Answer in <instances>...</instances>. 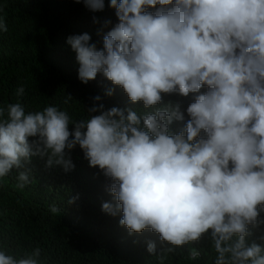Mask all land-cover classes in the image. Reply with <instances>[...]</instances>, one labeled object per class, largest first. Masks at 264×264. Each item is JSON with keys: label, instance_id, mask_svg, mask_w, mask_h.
Segmentation results:
<instances>
[{"label": "clouds", "instance_id": "clouds-1", "mask_svg": "<svg viewBox=\"0 0 264 264\" xmlns=\"http://www.w3.org/2000/svg\"><path fill=\"white\" fill-rule=\"evenodd\" d=\"M83 3L104 9V0ZM109 6L118 22L103 36L102 50L88 33L66 42L82 83L102 74L143 110H105L100 103L74 120L54 105L0 106V179L15 170L18 188L31 184L27 165L34 156L70 171V153L79 146L89 166L111 180L115 203L102 210L122 213L119 224L130 235L148 229L167 243L159 264L205 234L215 264H264V246L246 241L264 224V0H110ZM7 31L0 17V33ZM24 92L20 86L16 96ZM173 93L196 94L178 131L170 126L185 121L181 105L165 104L162 96ZM72 100L66 95L64 103ZM50 211L60 209L53 204ZM147 251L157 254L155 242H147ZM41 256L39 246L22 254L0 249V264H44ZM199 256L191 249V259Z\"/></svg>", "mask_w": 264, "mask_h": 264}, {"label": "trees", "instance_id": "trees-1", "mask_svg": "<svg viewBox=\"0 0 264 264\" xmlns=\"http://www.w3.org/2000/svg\"><path fill=\"white\" fill-rule=\"evenodd\" d=\"M109 5L110 0H104V9L94 12L83 0H0V17L8 27L0 33V106L19 100L26 111H40L54 105L74 120L87 118L86 109L100 103L105 110L115 106L142 111V102H130L123 89L102 74L82 83L76 53L66 42L71 35L88 33L102 50L103 36L118 22ZM105 21L111 23L104 27ZM20 86L25 92L17 97ZM109 89H113L112 96L106 94ZM66 95L73 98L68 104L64 103ZM97 95L101 97L98 102L94 101ZM195 95L162 94L163 103L179 102L185 114V121L170 126L173 131L189 119L186 109ZM70 155L75 167L67 172L61 165L47 167V157H31L27 167L33 181L23 189L16 186L15 170L0 179V249L22 254L39 246L44 264H159L156 256L167 243L148 229L130 235L119 224L122 213H105L102 204L115 203L108 191L111 180L98 167L89 166L79 146ZM53 204L60 209L55 214L50 211ZM148 241L155 242L157 254L147 251ZM246 241L264 246V224ZM193 248L200 252L197 259L190 258ZM164 264H215L209 236L177 248Z\"/></svg>", "mask_w": 264, "mask_h": 264}]
</instances>
